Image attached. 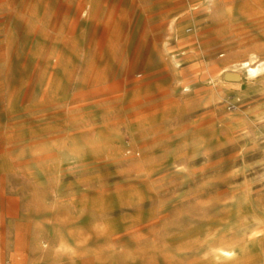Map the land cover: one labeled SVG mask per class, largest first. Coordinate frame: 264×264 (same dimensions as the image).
<instances>
[{
  "label": "rangeland",
  "instance_id": "374dc122",
  "mask_svg": "<svg viewBox=\"0 0 264 264\" xmlns=\"http://www.w3.org/2000/svg\"><path fill=\"white\" fill-rule=\"evenodd\" d=\"M8 260L264 264V0H0Z\"/></svg>",
  "mask_w": 264,
  "mask_h": 264
},
{
  "label": "bare ground",
  "instance_id": "6f19581e",
  "mask_svg": "<svg viewBox=\"0 0 264 264\" xmlns=\"http://www.w3.org/2000/svg\"><path fill=\"white\" fill-rule=\"evenodd\" d=\"M257 70V67H250L251 72H255Z\"/></svg>",
  "mask_w": 264,
  "mask_h": 264
},
{
  "label": "built area",
  "instance_id": "2783aa9c",
  "mask_svg": "<svg viewBox=\"0 0 264 264\" xmlns=\"http://www.w3.org/2000/svg\"><path fill=\"white\" fill-rule=\"evenodd\" d=\"M2 264H12V262H11L10 260H8V261H5V262L2 263Z\"/></svg>",
  "mask_w": 264,
  "mask_h": 264
}]
</instances>
